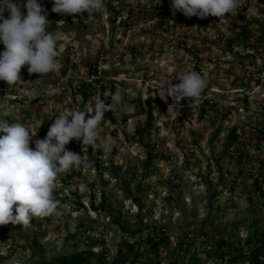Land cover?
I'll return each instance as SVG.
<instances>
[{
	"label": "rangeland",
	"instance_id": "374dc122",
	"mask_svg": "<svg viewBox=\"0 0 264 264\" xmlns=\"http://www.w3.org/2000/svg\"><path fill=\"white\" fill-rule=\"evenodd\" d=\"M38 2L47 30L62 34L59 68L40 77L24 66L25 83L13 88L0 81L7 92L0 105L14 113L6 119L38 129L31 147L62 113L100 99L111 103L118 89L123 103L111 111L115 122L101 125L100 142L110 150L75 139L66 146L86 159L57 178L54 196L67 205L62 213L33 219L28 228L0 226V264L89 253L96 256L87 264H113L140 234L163 243L159 253L139 249L137 264H170L176 256L220 264L209 255L222 240L234 253L262 241L264 39L255 36L264 25V0H239L232 13L203 19L173 15L171 0H103L92 16L54 13L53 0ZM246 26L248 41L239 37ZM185 71L200 73L207 86L195 107L185 98L169 108L172 99L165 103L157 89L179 83L175 77ZM234 129L238 139L230 145Z\"/></svg>",
	"mask_w": 264,
	"mask_h": 264
},
{
	"label": "clouds",
	"instance_id": "9594fccd",
	"mask_svg": "<svg viewBox=\"0 0 264 264\" xmlns=\"http://www.w3.org/2000/svg\"><path fill=\"white\" fill-rule=\"evenodd\" d=\"M239 6V0H171L173 15L182 12L186 17L201 19L223 17ZM21 7L26 9V16ZM103 7V0H53L51 11L66 15L87 12L92 16ZM5 11L10 14L8 18L4 17ZM48 24L45 9L38 0L0 3V43L5 47L0 53V81L10 88L25 83L20 75L24 66L29 75L39 74L40 77L58 70V42L62 34L48 31ZM175 78L179 83L172 84V80H168L157 89L160 99L167 103L170 97L173 101L170 108L179 107L187 98L188 106L195 107L207 86L206 79L196 71H185ZM111 101L106 104L100 99L92 108L56 116L46 137L35 140V149L30 147V142L38 129L33 132L21 122L10 123L6 117L14 114L12 106L0 105V226L11 224L28 228L33 219L42 221L62 213L67 205L54 196L57 178L79 167L86 159L66 146L75 139L93 150H110L109 142H100L101 125L110 123L105 119L106 112L122 106V91L118 89Z\"/></svg>",
	"mask_w": 264,
	"mask_h": 264
},
{
	"label": "trees",
	"instance_id": "16d2710c",
	"mask_svg": "<svg viewBox=\"0 0 264 264\" xmlns=\"http://www.w3.org/2000/svg\"><path fill=\"white\" fill-rule=\"evenodd\" d=\"M116 19L117 17L115 18L114 21H116ZM241 29L242 30L239 34L240 35L239 37L248 41L251 35L250 27L246 26ZM261 38L264 39V25L261 28V36L256 35L255 40H258ZM232 43L234 42H230V44ZM82 89H85V90H82ZM80 90H81L82 95H84L85 101H88L87 99H89V94L86 93V86L83 85V88H81ZM202 113H205V111L203 110ZM105 116L107 117L109 121L113 123L115 122V118L112 115L111 111L106 112ZM150 123L151 122H149L148 125H150ZM46 135H47V131L45 132L42 131L38 135L37 139H44ZM237 139H238L237 129H234L231 135L229 136L230 145L233 142H235ZM31 147L35 149V142H33ZM101 208H105L104 203L101 205ZM139 233L141 232H136V234H139ZM152 238L153 237L150 234L147 235V237H143V234H140L138 242L128 246L125 253L122 250L119 251L120 259L113 261V264H137L138 260L140 259V255L138 252H139V249H141L143 246L147 247L146 248L147 252L159 253L160 251L159 242L163 243V239L159 241H155ZM224 243L225 241L222 240L220 244H217L216 246H214V253L209 255L211 258H216L220 262V264H224L227 258H231V257L232 259L229 260L227 264H239L242 262L247 263V264H264V238L262 239V241L258 240L252 249L248 251H240L237 253H234L233 251L225 250L223 248ZM93 256H96V255L93 253L74 254L68 257L58 258L49 264H87L88 262L92 260ZM170 264H200V262L196 259V257H192L187 263H185L184 261L181 260L180 256H176L174 261Z\"/></svg>",
	"mask_w": 264,
	"mask_h": 264
},
{
	"label": "built area",
	"instance_id": "2783aa9c",
	"mask_svg": "<svg viewBox=\"0 0 264 264\" xmlns=\"http://www.w3.org/2000/svg\"><path fill=\"white\" fill-rule=\"evenodd\" d=\"M6 93H7L6 90H4V89L0 86V94H5V95H7Z\"/></svg>",
	"mask_w": 264,
	"mask_h": 264
}]
</instances>
